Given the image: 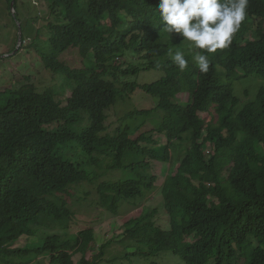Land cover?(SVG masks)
Listing matches in <instances>:
<instances>
[{"label":"trees","instance_id":"trees-1","mask_svg":"<svg viewBox=\"0 0 264 264\" xmlns=\"http://www.w3.org/2000/svg\"><path fill=\"white\" fill-rule=\"evenodd\" d=\"M7 1L10 6L13 0ZM43 3L49 9L41 27L46 33L41 36L37 29L32 47L45 69L64 71L76 83L65 105L44 92L0 90V264H33L42 257L49 264H96L85 257L73 261L96 246L91 231L69 240L46 235L34 248L13 246L33 235L35 226L61 227L69 221L72 213L54 195L93 183L98 170H131V179L103 183L98 193L114 211L120 202L136 205L157 181L145 171L152 163L169 164L171 149L184 141L189 147L177 161L179 174L166 175L160 187L169 229L152 220L154 209L126 222L128 240L154 256L168 251L182 264H264V85L244 104L235 95L238 81L264 80V0H249L246 22L228 49L210 55L207 74L199 72L190 54L185 71L172 65L167 50L176 46L182 51L186 41L164 32L159 0ZM105 16L110 25L103 23ZM70 49L91 61V81L60 62ZM129 59L142 64L124 69ZM147 70L164 76L126 88L156 97L157 108L166 114L153 129L166 144L150 149L139 144L149 131L135 137L118 128L109 134L106 126L118 78ZM184 93L187 102L179 105L177 96ZM199 111L208 114V123ZM128 158L134 160L122 164ZM250 239L255 245L244 255Z\"/></svg>","mask_w":264,"mask_h":264},{"label":"rangeland","instance_id":"rangeland-1","mask_svg":"<svg viewBox=\"0 0 264 264\" xmlns=\"http://www.w3.org/2000/svg\"><path fill=\"white\" fill-rule=\"evenodd\" d=\"M13 2V8L11 4ZM10 6L7 0H0V90H13L20 92L34 91L37 93L51 94L55 101L65 105L66 99L73 95L75 81L68 79L64 71L52 72L44 68L38 60V56L32 47L37 29L44 36L46 30L41 28L48 19L49 9L43 0H16ZM103 23L110 25L108 17L103 18ZM19 39H24L22 42ZM183 50L187 53L189 42H184ZM60 62L70 70H78L79 78L83 81H91V61L84 60L75 49H70L59 58ZM142 62L137 59H129L124 64V69L129 65L140 67ZM164 73L159 70L140 71L136 75H128L118 78L116 85L117 96L115 104L106 111L107 132L113 134L118 128L128 129V133L139 137L142 132L149 131L146 137L140 139V147L148 149L166 144V138L157 134L156 129L163 123L165 113L157 108L158 99L144 93L141 89L133 90L127 85L151 84L160 80ZM113 80L112 78H108ZM258 76H250L240 80L236 84L235 95L241 103L254 99L257 90L264 85V80ZM178 104L187 102V94H179ZM138 112V113H136ZM200 119L208 123L210 118L204 111H199ZM184 144V145H182ZM189 147V142L184 141L176 144L171 149V160L169 164L152 163L145 173L148 176H156L155 187L143 198L137 199L136 205L120 202L116 210H113L111 202L102 200L98 193V187L105 183L111 185L133 177V172L127 168L112 169L107 173L98 170L100 176L94 177L93 183L84 182L79 186L72 187L68 194L54 195L55 201L64 202V206L72 213L70 220L61 222L55 227L43 228L35 226L34 234L21 237L13 248H34L42 244L46 235H61L69 240L80 231H91L94 233L95 245L84 254H76L73 261L78 262L85 257L88 261L96 264H182L179 257L170 252L152 255L142 252L141 246L128 240L125 224L127 221L148 215L157 209L158 212L152 220L157 226L169 229V219L162 208L161 184L166 175L179 174L176 170L177 161L184 155ZM128 158L122 164L129 165ZM138 163V162H135ZM97 167H92L91 170ZM98 169V168H97ZM193 179H196L194 176ZM91 180V181H92ZM106 203V204H105ZM255 240L250 239L243 245V254L247 255ZM33 264H49L47 257L38 258Z\"/></svg>","mask_w":264,"mask_h":264},{"label":"clouds","instance_id":"clouds-1","mask_svg":"<svg viewBox=\"0 0 264 264\" xmlns=\"http://www.w3.org/2000/svg\"><path fill=\"white\" fill-rule=\"evenodd\" d=\"M249 0H159L158 20L168 34L189 42L187 53L172 46L167 57L180 72L187 69V55L207 74L210 55L228 49L248 16ZM160 65L157 64V67Z\"/></svg>","mask_w":264,"mask_h":264},{"label":"water","instance_id":"water-1","mask_svg":"<svg viewBox=\"0 0 264 264\" xmlns=\"http://www.w3.org/2000/svg\"><path fill=\"white\" fill-rule=\"evenodd\" d=\"M13 8V2H12V4H11V9ZM19 41L21 42V40L19 39Z\"/></svg>","mask_w":264,"mask_h":264},{"label":"bare ground","instance_id":"bare-ground-1","mask_svg":"<svg viewBox=\"0 0 264 264\" xmlns=\"http://www.w3.org/2000/svg\"><path fill=\"white\" fill-rule=\"evenodd\" d=\"M154 254V253H153Z\"/></svg>","mask_w":264,"mask_h":264}]
</instances>
